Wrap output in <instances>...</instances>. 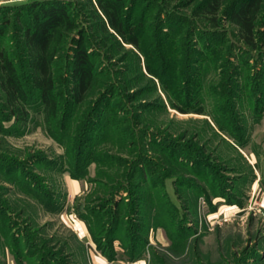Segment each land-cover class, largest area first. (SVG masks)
Masks as SVG:
<instances>
[{
  "label": "rangeland",
  "instance_id": "1",
  "mask_svg": "<svg viewBox=\"0 0 264 264\" xmlns=\"http://www.w3.org/2000/svg\"><path fill=\"white\" fill-rule=\"evenodd\" d=\"M196 1L125 0L135 47L90 0H0V50L26 83L24 31L53 2L75 24L53 39L59 100L80 37L96 70L52 124L36 91L19 119L0 91V264H264V1L254 49Z\"/></svg>",
  "mask_w": 264,
  "mask_h": 264
},
{
  "label": "trees",
  "instance_id": "2",
  "mask_svg": "<svg viewBox=\"0 0 264 264\" xmlns=\"http://www.w3.org/2000/svg\"><path fill=\"white\" fill-rule=\"evenodd\" d=\"M124 1L90 0V7L96 16L98 25L105 31L111 30V33L116 37L138 47L137 38L130 35L131 33L129 34L131 29H126L127 27L123 22ZM185 1L187 4L194 0ZM263 1L197 0L192 12L194 16H200L207 25L214 28L218 27L221 15L224 14L226 21L234 26L238 39L247 47L254 49L256 47V21L260 16ZM34 19L33 27L26 28L23 34L25 44L24 58L29 71V80L27 83L23 80L13 56L4 50H0V91L6 110L15 119L23 117V112L26 110L24 107L32 96V92L36 91L37 99L44 113V120L52 124L59 111L62 110L60 108L61 105H65L63 109L70 111L74 103L84 99L95 79L96 70L90 59V53L80 37L69 48L65 61L64 71L67 73L68 78H63V84L68 88L67 95L69 100L63 101L62 96L59 100L56 86L60 75L55 70L54 64L59 46L53 43V39L54 37L56 39L62 29H74V20L72 15L66 10L65 4L61 5L59 2H53L40 8L39 11L34 13ZM1 33L2 30L0 29ZM126 33L129 34L130 38H126ZM214 57L218 58V55ZM146 70L149 73L152 71L149 66L146 67ZM194 80L195 78L188 82L190 86ZM186 99L189 100V95L186 96ZM171 106L181 110V112H186L177 103L171 102ZM192 112L197 114L205 113L201 105L192 110ZM118 222V219H113L112 225L108 229L109 233H113L117 229ZM90 231L93 235L94 232Z\"/></svg>",
  "mask_w": 264,
  "mask_h": 264
}]
</instances>
